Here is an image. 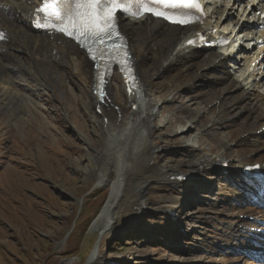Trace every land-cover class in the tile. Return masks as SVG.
<instances>
[{
    "label": "bare ground",
    "instance_id": "bare-ground-1",
    "mask_svg": "<svg viewBox=\"0 0 264 264\" xmlns=\"http://www.w3.org/2000/svg\"><path fill=\"white\" fill-rule=\"evenodd\" d=\"M236 1L245 2L233 0V6L222 11L220 4L213 1V12L217 18L214 23L207 21L204 25L183 28L169 26L152 17L122 16L120 26L129 41L139 74V85L131 86L121 72L115 71L101 101L96 93L99 70L86 53L61 35L33 28L32 17L41 0H0V26L8 37L0 49V101H8V105L18 108L16 113L24 119L22 115L26 108L22 106L27 104L30 109L29 104H33L34 99L27 94L25 83L18 74L49 94L50 91L55 93L56 87L47 82L42 85L45 77L50 78L53 84L57 83L59 88L70 91L66 87L68 82L63 83L55 77L60 73L76 83L80 82L91 92L93 107L102 118L106 144L97 151L96 156L92 157L91 154L87 170L96 178L97 185L105 183L112 165L118 164L119 176L110 181L112 188L108 201L91 225L100 235L98 247L90 257L96 259V264L104 261L101 245L109 234L117 231L120 223L135 220L134 215L149 206L144 193L148 184L169 185L177 190L190 189L194 193V184L200 175L202 179L218 177L230 182L229 189H223L219 196L224 201L222 207L216 203L213 206L214 217L204 218L214 227L211 244L220 255L219 261L215 260L214 263L264 264V184H251L244 174V168L255 163H261L264 171V93L246 89L232 77L227 70L228 56L215 49L196 48L187 42L193 32L210 31L228 24H231L228 37L232 38L233 33L238 36L244 24H241V28L237 27L247 21L246 16L252 14L255 17L256 8L244 3L245 18H236ZM237 29L239 31L236 33ZM247 51L243 49V52ZM260 57L258 55L257 58ZM238 58L236 63L244 68L245 62L250 61V53L241 57L244 62ZM77 63L82 66L80 72L73 71ZM162 78L165 81L159 82ZM198 78L199 81H196ZM258 80L264 85V71ZM115 82L124 88V104H119L112 95ZM189 83L193 94L201 96L206 105H213L210 110L212 119L207 122L205 117L200 119L206 122V126L211 124V128L207 127L212 130L216 129L218 123L226 134L215 138V135L219 137L215 131L212 137L217 144H211L210 149L204 150L179 141L180 148L181 145H184L183 149L189 146L186 149L190 162L181 160L171 167L160 162V154L170 144L163 145L157 136V114L149 96L154 88L169 90V85L173 84L172 91H177ZM217 102L219 104H214ZM185 112L187 114L181 121L192 118L191 114H198L189 106ZM125 118H128L127 122ZM219 161H229V168L219 167ZM178 175L186 179L179 181L173 178ZM251 193L253 195L249 197L248 204L238 202V196ZM133 195L138 197V203ZM165 197L168 205L161 210L168 217L171 230L176 232L180 225L177 220L183 218L181 200L173 194ZM224 210L227 212L221 216ZM218 244L229 252L223 253Z\"/></svg>",
    "mask_w": 264,
    "mask_h": 264
},
{
    "label": "rangeland",
    "instance_id": "rangeland-1",
    "mask_svg": "<svg viewBox=\"0 0 264 264\" xmlns=\"http://www.w3.org/2000/svg\"><path fill=\"white\" fill-rule=\"evenodd\" d=\"M226 2L222 8L227 9ZM243 9L240 2L236 4V18L245 17ZM226 55L230 57L227 70L232 77L242 87L264 93V86L254 78L246 80L242 77L244 68L234 64L239 55L234 52ZM81 67L77 63L73 71L80 72ZM20 75L27 94L34 99L33 104H29L30 109L23 104L26 108L22 115L24 119L16 113L18 108L8 105V101H0V264H44L47 248H52L56 264H85L100 240L98 230L91 225L108 201L112 188L109 183L118 178L119 166L109 168L107 183L103 185H97L96 178L87 170L89 157L91 154L96 156L105 146L106 139L102 118L94 109L91 92L85 86L59 73L55 77L63 83L68 82L66 87L71 92L45 77L42 85L47 82L56 87L55 93L46 94ZM161 81L165 79H159ZM190 84L177 91H172L173 84L169 85V90L154 88L149 96L157 114V136L163 145L170 144L160 154V162L171 167L181 160L190 162L186 149L189 146L210 149L211 144H217L212 137L215 131L219 134L215 138L226 134L218 123L215 130L208 129L212 125L208 123L207 127L205 123L213 117L210 112L213 105H206L201 96L193 94ZM123 90L119 83H114L111 92L119 104L125 103ZM187 106L198 114H191L192 118L181 121L187 114ZM201 117H205L206 122ZM124 120L127 122L128 118ZM179 141H185L184 144L189 146L183 149L184 145H181V149ZM16 159L17 167L11 166ZM229 184L218 177L202 179L201 175L195 181L194 193L190 189L148 184L144 193L149 206L135 214V220L120 223L121 227L109 234L101 245L106 263L100 264H220L214 263L220 255L211 244L213 224L206 223L204 218L214 217L216 203L222 207L224 201L219 196L223 189H229ZM100 188L107 193L103 208L98 211L92 208L87 212V202ZM167 194L181 200L183 218L177 220L180 225L176 232L171 230L168 217L161 210L168 205ZM251 195L253 193L238 196V202L248 204ZM133 198L138 203V197L133 195ZM224 212L220 215L225 216L227 211ZM85 218H91V222L80 240V256L62 255L66 239L75 226L82 229ZM221 246L218 244L219 248ZM221 249L223 253L229 252ZM82 257L86 259L81 261Z\"/></svg>",
    "mask_w": 264,
    "mask_h": 264
},
{
    "label": "snow or ice",
    "instance_id": "snow-or-ice-1",
    "mask_svg": "<svg viewBox=\"0 0 264 264\" xmlns=\"http://www.w3.org/2000/svg\"><path fill=\"white\" fill-rule=\"evenodd\" d=\"M193 11L202 13L199 0H41L37 9L42 14L40 19L45 26L75 40L86 49L93 61L120 57L123 45L109 43L119 37L116 23L118 12L135 18L147 13L186 25L199 19L198 15H193ZM0 39H3L2 35ZM118 62L126 74L131 72L126 53ZM103 84L101 75V98L104 96Z\"/></svg>",
    "mask_w": 264,
    "mask_h": 264
},
{
    "label": "trees",
    "instance_id": "trees-1",
    "mask_svg": "<svg viewBox=\"0 0 264 264\" xmlns=\"http://www.w3.org/2000/svg\"><path fill=\"white\" fill-rule=\"evenodd\" d=\"M13 162L15 164H11V166L15 167L18 164V160L16 159ZM21 168L26 169L25 165L22 166ZM106 196H107V193L105 190H103L102 188L97 189V191L94 193V195L91 196L89 201L87 202L86 211L88 212L92 208L95 209V211H98L103 206ZM90 220H91V218H85L82 229H78L79 227L75 226V228L72 230L69 238L66 239L65 247H64L63 251H61L62 255L71 256L74 254H78L80 256V240H81V237L84 234L85 230H87V227H88L89 223L91 222ZM80 234H81V236H80ZM51 250H52V248H47L45 250L46 256L43 259L44 264H56L55 262L57 261V259H54V255L51 254L52 253ZM84 259H86V258L82 257L81 261Z\"/></svg>",
    "mask_w": 264,
    "mask_h": 264
},
{
    "label": "water",
    "instance_id": "water-1",
    "mask_svg": "<svg viewBox=\"0 0 264 264\" xmlns=\"http://www.w3.org/2000/svg\"><path fill=\"white\" fill-rule=\"evenodd\" d=\"M103 208V207H102ZM98 242H99V240H98ZM96 247V246H95ZM91 257V256H90ZM96 261V259L94 258V259H88L87 261H86V263L85 264H92L93 262H95ZM94 264V263H93Z\"/></svg>",
    "mask_w": 264,
    "mask_h": 264
}]
</instances>
